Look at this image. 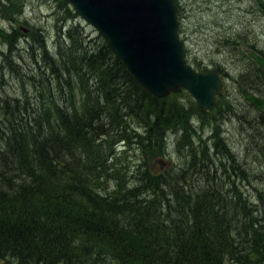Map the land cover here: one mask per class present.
<instances>
[{
  "label": "trees",
  "instance_id": "1",
  "mask_svg": "<svg viewBox=\"0 0 264 264\" xmlns=\"http://www.w3.org/2000/svg\"><path fill=\"white\" fill-rule=\"evenodd\" d=\"M0 14L15 20L20 11L0 3ZM70 20L56 18L58 31L65 27L51 52L33 38L42 50L32 54L34 61L46 63L40 75L30 69L27 76L36 98L25 91L1 104L0 264H264V185L253 183L264 169L252 174L214 127L200 138L190 119L197 115L202 129V118L214 110L199 113L192 99L186 107L180 94H151L107 40L78 35L77 25L67 29ZM12 43L4 41L9 55L3 61L18 73ZM250 56L253 70L239 74L243 88L264 98V71ZM126 118L135 126L123 124ZM170 130L179 132L185 162L157 172L152 165L165 155ZM132 144L143 155L137 183L105 192L103 182L120 177L116 147ZM247 149L264 158V138L254 135ZM121 212L127 219L120 223ZM178 221L201 233L171 235Z\"/></svg>",
  "mask_w": 264,
  "mask_h": 264
},
{
  "label": "rangeland",
  "instance_id": "2",
  "mask_svg": "<svg viewBox=\"0 0 264 264\" xmlns=\"http://www.w3.org/2000/svg\"><path fill=\"white\" fill-rule=\"evenodd\" d=\"M0 3L15 6L20 11V15L14 14L15 20L4 19L0 14V119L2 120L4 116L1 112V104L8 98H21L20 95L25 91L28 96L36 98L37 89L27 80V76L33 75L30 69H37L35 73L38 75L41 69H45L46 63L39 60V57L35 59L38 64L34 61L32 54L40 55L42 50L39 48V43L33 38L38 35L43 39V44L50 52L57 49V42L60 41L59 36L63 40L62 34L65 26L61 24V32L58 31L56 18L62 21L71 19L67 29L72 25H77L78 35L83 31L84 35H87V39H94L93 43L99 42L97 39L99 35L103 39L105 38L95 26L80 16L67 0H0ZM177 3L180 22L178 32L183 43L185 60L198 71L219 68L225 82V88L217 98L219 106L213 109V114L202 118L205 127L201 129L197 115H192L190 123L197 128L201 139H206L213 127V131L218 129L222 133L221 137L225 138L233 152L238 154L239 162H246V166L250 168L252 174L258 173L257 170L264 169V158L261 154L256 157L257 151L247 152L249 151L247 148L254 135L257 139L264 138V136H259L258 130H256L258 127H253L254 122L255 124L261 123L256 118L259 113H262L259 110L261 108L241 104L244 103L243 96L234 80L248 67L253 70L254 66L250 56L252 52L256 51L264 56V0H262L263 4L260 3V0H177ZM6 13L9 14L7 11ZM51 13L53 14L51 15ZM13 31H18L20 34H17V37L10 36ZM9 38L15 41L12 43L14 50L11 55L16 57L14 62L18 66V73L12 71L8 65H4L6 64L3 61L4 56L9 55L4 41ZM8 45L11 47L10 43ZM250 45H255L253 50ZM48 72L50 73V70ZM95 75L97 74L95 73ZM80 80L79 77L70 78V82ZM95 85L93 81L89 82L91 90L95 88ZM177 94L183 98L182 102L186 107L189 106L190 99L195 102L185 90L170 93V99H175ZM231 109L234 114L228 115ZM215 118L217 121H210ZM133 120L126 118V122L123 124H127L128 127L135 126L133 122H130ZM137 130L140 129L137 128ZM259 131L264 132V129ZM172 132L170 130L169 134L165 135L164 148L166 151L165 155L161 157V162L152 165L157 172L165 173L166 169L170 167L179 170L185 162L181 149L176 143L178 136L175 134L179 132L177 131L175 134ZM125 142L127 144V141ZM120 143L122 142L116 143L115 146ZM120 146L122 145L120 144ZM120 146L116 147L118 152L115 154L120 158L121 164L117 166L120 177L103 182L105 192L111 194L117 188L119 189L120 182H124L127 189L132 186L133 176L137 174V169L143 164V155L139 149L135 148V145L132 144L129 150L125 148L124 151ZM109 172L111 171L109 170ZM192 178H196L194 173L191 174L190 179ZM235 181L245 191L243 182L238 179ZM253 183L257 187H262L264 176L255 178ZM174 213L172 212L173 215ZM116 216L120 223L127 219V213L121 212Z\"/></svg>",
  "mask_w": 264,
  "mask_h": 264
},
{
  "label": "water",
  "instance_id": "3",
  "mask_svg": "<svg viewBox=\"0 0 264 264\" xmlns=\"http://www.w3.org/2000/svg\"><path fill=\"white\" fill-rule=\"evenodd\" d=\"M95 26L137 82L157 97L187 91L206 113L217 106L225 87L219 68L196 71L184 59L173 0H67ZM264 71V57L252 52ZM249 104L264 108V98L248 94Z\"/></svg>",
  "mask_w": 264,
  "mask_h": 264
},
{
  "label": "bare ground",
  "instance_id": "4",
  "mask_svg": "<svg viewBox=\"0 0 264 264\" xmlns=\"http://www.w3.org/2000/svg\"><path fill=\"white\" fill-rule=\"evenodd\" d=\"M51 12H53V11H51ZM52 14L53 13H51V15ZM252 75H250V76H252ZM241 76L242 75H239L238 77H236L234 81L237 84V87L239 89L240 94L243 96L244 103H241V104H245V106L246 105L249 106L251 104H249V102L247 101L246 96L248 94H251V95H256V94L248 93V91L245 88H243L245 85H244V79H242ZM250 76H248L246 78H249ZM229 78L232 79L231 76H229ZM259 110H261V112H263L264 108L263 109H259ZM256 118L259 119L261 121V123L255 124V122H254L253 123V125H254L253 127L257 126L258 129H256V130H258V131L261 130V129H264V113H259V115ZM219 134H222V133L219 132ZM262 173L264 174V171H262ZM133 178H134V180H133L132 186H134V183H137V181H135L136 180L135 176H133ZM178 232H181V233L183 232L182 234H183L184 237H186L188 239H192L194 237V234L197 235V234L201 233V230L193 228L192 225L189 223V221L188 222H186V221L184 222L183 221L181 223H179V221H178V222H174L173 224L170 225V234L178 236V234H179Z\"/></svg>",
  "mask_w": 264,
  "mask_h": 264
}]
</instances>
